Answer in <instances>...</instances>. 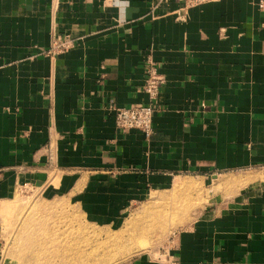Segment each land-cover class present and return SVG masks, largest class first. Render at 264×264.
Listing matches in <instances>:
<instances>
[{
    "label": "crops",
    "instance_id": "obj_1",
    "mask_svg": "<svg viewBox=\"0 0 264 264\" xmlns=\"http://www.w3.org/2000/svg\"><path fill=\"white\" fill-rule=\"evenodd\" d=\"M257 1L130 0L122 13L118 0H0V203L21 186L64 190L109 222L196 178L212 194L164 250L180 264H264ZM52 29L73 46L50 58ZM151 62L164 78L153 101ZM135 104L153 108L149 136L115 124L114 107ZM118 264L161 263L141 251Z\"/></svg>",
    "mask_w": 264,
    "mask_h": 264
},
{
    "label": "rangeland",
    "instance_id": "obj_2",
    "mask_svg": "<svg viewBox=\"0 0 264 264\" xmlns=\"http://www.w3.org/2000/svg\"><path fill=\"white\" fill-rule=\"evenodd\" d=\"M188 180L180 178L174 184L177 189L153 195L109 222L96 221L88 216L75 194L64 190H38L33 186L18 187L12 199L0 203V214L5 219L4 224H1L0 236L3 264H27L24 258L26 254L20 252L22 247L19 246L28 241L31 235L37 234L36 228L40 230L43 221L51 226L56 225L53 222L56 216L46 210L50 206L51 210L58 207L57 217L63 215L67 219L54 229L60 233L72 226V242L78 244L79 253L98 249V255H102L99 259L105 256L108 259L113 256L111 254L122 251L124 245L136 244L142 246L134 249L128 245L126 250L131 253L123 254L117 261L108 264L126 261L141 251L150 252L157 257L166 248L170 237L198 216L209 194H212L209 191L213 184L204 185L196 178L189 180L192 183ZM115 237H119L116 240L117 243L122 242L121 245L114 243ZM60 263L64 262L58 257L57 264ZM89 264L101 262L91 261Z\"/></svg>",
    "mask_w": 264,
    "mask_h": 264
},
{
    "label": "bare ground",
    "instance_id": "obj_3",
    "mask_svg": "<svg viewBox=\"0 0 264 264\" xmlns=\"http://www.w3.org/2000/svg\"><path fill=\"white\" fill-rule=\"evenodd\" d=\"M50 207L46 208V210H49L53 216H56L53 220L56 225L51 226L47 221H43V223L40 224V230H37L38 227L36 228L37 234L31 235L28 241L19 246L22 247L20 249L22 251L20 252H22V254H26L24 258L27 264H57L58 257L62 260V262H64L60 264H89L91 261L97 263L101 262V264H108L113 261H117L123 254L131 253L129 250H126L128 245L132 246L131 244H127V246L124 245L122 247V251L111 254L113 256L108 259H106L107 256H105L100 260L99 258L102 255H98L100 253V250L98 249H92L90 251L79 253L78 244L72 242V235H74L72 232L73 227L69 226L65 232H56L57 224H61L67 219H64L63 215L57 217L58 207H54L52 210ZM49 219L50 218H48V221ZM116 239L118 240L119 237H115L114 243H117ZM117 244L119 246L122 244V242L118 241ZM141 246L142 245L133 244L132 247H134V249H139ZM106 253L110 254V252ZM18 262H20V260H18Z\"/></svg>",
    "mask_w": 264,
    "mask_h": 264
},
{
    "label": "built area",
    "instance_id": "obj_4",
    "mask_svg": "<svg viewBox=\"0 0 264 264\" xmlns=\"http://www.w3.org/2000/svg\"><path fill=\"white\" fill-rule=\"evenodd\" d=\"M209 0H186L189 5L206 2ZM57 4V0H53L52 7ZM257 8L264 13V0H258ZM73 46V40L67 33H59L57 30L51 32V38L49 47L45 51V54L50 58L56 55L66 52ZM164 82V78L158 73L154 64L151 62L147 68V75L142 86L143 92L148 96L150 101L156 100L160 87ZM115 111V124L120 128L138 129L141 130L146 136H149L152 131V115L153 108L150 104H135L130 107H114ZM157 259L161 264H180L173 256H171L166 250H163L157 256Z\"/></svg>",
    "mask_w": 264,
    "mask_h": 264
},
{
    "label": "clouds",
    "instance_id": "obj_5",
    "mask_svg": "<svg viewBox=\"0 0 264 264\" xmlns=\"http://www.w3.org/2000/svg\"><path fill=\"white\" fill-rule=\"evenodd\" d=\"M118 4L122 13H126L127 9L131 7L130 0H118Z\"/></svg>",
    "mask_w": 264,
    "mask_h": 264
}]
</instances>
